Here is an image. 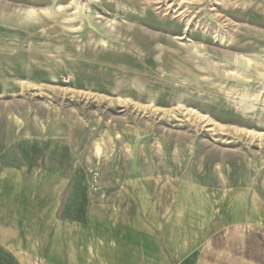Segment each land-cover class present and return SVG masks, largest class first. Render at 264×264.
Segmentation results:
<instances>
[{
    "label": "rangeland",
    "instance_id": "1",
    "mask_svg": "<svg viewBox=\"0 0 264 264\" xmlns=\"http://www.w3.org/2000/svg\"><path fill=\"white\" fill-rule=\"evenodd\" d=\"M231 223L264 250V0H0V240L20 260L121 262L83 248Z\"/></svg>",
    "mask_w": 264,
    "mask_h": 264
},
{
    "label": "crops",
    "instance_id": "2",
    "mask_svg": "<svg viewBox=\"0 0 264 264\" xmlns=\"http://www.w3.org/2000/svg\"><path fill=\"white\" fill-rule=\"evenodd\" d=\"M240 226L241 223L222 226L196 241L187 231L184 246L179 248L178 234L171 225L165 226L161 233L146 229L144 225L138 226L136 237H121L118 235L119 232L123 234L120 229L107 231L104 240L95 241L83 250L121 252V262L108 258L103 264H264V250H257L256 241L253 246L251 241L247 245L245 237L241 239ZM0 264L25 263L14 248L0 240Z\"/></svg>",
    "mask_w": 264,
    "mask_h": 264
}]
</instances>
